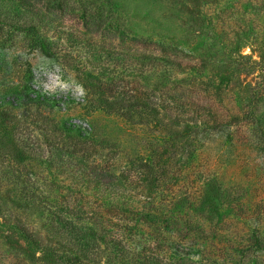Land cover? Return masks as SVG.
I'll return each mask as SVG.
<instances>
[{
	"label": "rangeland",
	"instance_id": "rangeland-1",
	"mask_svg": "<svg viewBox=\"0 0 264 264\" xmlns=\"http://www.w3.org/2000/svg\"><path fill=\"white\" fill-rule=\"evenodd\" d=\"M19 1L0 0L2 15L13 24L24 20L38 22L39 16L43 17L50 28L49 35L58 40L59 51L57 58H47L30 50L23 34L11 38L0 34V105L17 103H13L11 94L2 92H8L10 87H26L29 93L51 98L58 107L52 113L42 109L36 114L33 109L32 114L24 115L21 107L0 112V154L5 155L0 156V264L51 263L50 258L22 241L15 225L28 217L24 223L49 240L44 233V220L22 189L34 186L44 195L59 199L69 195L75 186L70 175L47 166L42 154H29L22 146L30 140L44 143L35 121L44 124L52 118L72 122L84 131L92 130L99 139L105 138L114 145L120 157L146 153L144 146L153 136H176L178 141L174 144L180 147L183 141L179 136L188 127L200 121L212 125L215 118L226 121V128L218 132L211 129L213 132L195 141L199 173L186 184L199 188L203 194L201 212L207 220L224 219L218 226L221 232L247 235L257 229L264 235V145L251 127L240 121L242 111L249 109L254 88L260 85L257 93L264 98V73L259 69L264 67V0ZM25 10L29 12L24 16ZM156 42L188 55L190 58L186 59L177 54L184 64L199 63L204 69L194 86L181 83L188 97L199 100V116H190L189 120H168L165 116L166 126L144 127L139 125V118L125 121L88 108L89 97L87 100L81 85L88 73L120 86L131 87L137 82L139 91L154 90L159 94V89H174L177 79L185 75L161 80L152 72L127 69L133 55L150 57L143 60L144 64L154 68ZM222 42L227 44L222 46ZM208 45L218 47L215 54L206 53ZM171 56L167 55L172 59ZM249 65H253L252 70ZM161 85H166V89ZM94 91L90 99L96 103L100 91ZM260 106L263 110L264 102ZM121 161L124 163L125 159ZM176 187H166L162 196L154 192V201L170 200ZM258 255L264 261V253Z\"/></svg>",
	"mask_w": 264,
	"mask_h": 264
},
{
	"label": "trees",
	"instance_id": "trees-1",
	"mask_svg": "<svg viewBox=\"0 0 264 264\" xmlns=\"http://www.w3.org/2000/svg\"><path fill=\"white\" fill-rule=\"evenodd\" d=\"M27 12L25 10L24 16ZM7 19L0 12V34L8 38L17 33L23 34L30 50L39 51L47 58H57L58 40L49 35L47 29L50 28L43 17L39 16L38 22L24 20L17 24ZM154 44L156 55L152 59L157 62L154 68L144 64L143 60L150 57L133 55L127 69L145 74L152 72L161 80L185 75V78L177 79L174 89L161 85L166 90L159 89V94L154 90L139 91L137 82H133L131 87L128 84L120 86L88 73L81 83L87 100L89 97L88 108H96L104 115L125 121L139 118V125L144 127L166 126L165 116L168 120H189L190 116H199V100L188 97L181 83L194 86L196 77L201 76L204 69L199 63L184 64L178 59L177 54L181 53L176 49L167 48L163 43ZM217 50V46L208 45L206 53L212 55ZM181 56L190 58L188 55ZM201 65H204V59H201ZM248 68L252 70L253 65ZM259 69L264 73L262 65ZM244 72L248 74L249 70ZM259 87L252 90L249 109L242 111L240 121H244L245 127L250 126L264 145V108L262 110L260 106L264 98L258 96ZM94 89L100 91L96 103L90 99ZM8 90L2 92L3 95L11 94L13 103L15 100L17 103L0 105V112L21 107L24 115L32 114L33 109L36 114L42 109L52 113L53 108L58 107L51 98L29 93L26 87L20 90L10 87ZM168 91L170 95H167ZM35 123L44 143L39 145L37 141L30 140V143H23V148L32 155L42 154L47 166L70 175L75 183L69 195L59 199L44 195L34 186L22 189L39 212L38 216L44 220V233L49 240L24 223L28 217L16 222L15 228L27 246L50 258L51 263L47 264L102 261L104 264H264L263 257L258 255L264 253V235L257 229H252L247 235L221 232L218 226L224 219L220 218L216 223L211 222L212 219L207 220L201 212L203 194L199 188L186 184L199 173L195 164L198 148L194 145L195 141L211 129L218 132L226 128V121L215 118L212 125L200 121L188 127L186 133L179 136V140L183 141L180 147L174 144L178 141L176 136L167 139L153 136L144 146L146 153L123 157L107 139H99L92 130L84 131L72 122H57L52 118L44 124L40 120ZM0 156L5 155L2 152ZM180 182L187 186H180ZM174 184L177 187L170 200L154 201V192L162 196L163 190ZM191 256H197V259L193 260Z\"/></svg>",
	"mask_w": 264,
	"mask_h": 264
}]
</instances>
